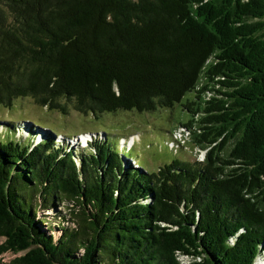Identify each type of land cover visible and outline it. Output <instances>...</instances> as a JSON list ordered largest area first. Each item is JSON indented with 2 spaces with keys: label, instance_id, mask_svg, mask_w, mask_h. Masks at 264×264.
<instances>
[{
  "label": "trees",
  "instance_id": "trees-1",
  "mask_svg": "<svg viewBox=\"0 0 264 264\" xmlns=\"http://www.w3.org/2000/svg\"><path fill=\"white\" fill-rule=\"evenodd\" d=\"M29 96L97 119L179 106L166 118L183 131L176 145L205 154L152 170L121 146L131 130L73 125L67 138L105 136L78 150L51 132L22 141L12 121L0 133V264L264 257V0H0V105ZM36 195L45 208L75 201L79 228L48 234Z\"/></svg>",
  "mask_w": 264,
  "mask_h": 264
},
{
  "label": "rangeland",
  "instance_id": "rangeland-1",
  "mask_svg": "<svg viewBox=\"0 0 264 264\" xmlns=\"http://www.w3.org/2000/svg\"><path fill=\"white\" fill-rule=\"evenodd\" d=\"M14 104L7 107L6 104L0 105V133L5 134L7 131H15L16 136L19 139H33L37 144L41 140L54 136L56 143H64L68 149H82L88 146V142L91 141L93 136L99 139L105 138L104 133H81L82 135L77 138L71 136L74 134L71 126H77L79 129H91L93 131L100 130L105 126H111L117 133H122L127 130H131V135L121 140V146L123 144L126 147H133L136 153L140 157H143L149 166V169L155 170L158 166L164 164L170 160L173 156L180 158H186L191 161L203 159L205 150L199 148L192 141L186 147H179L174 140L181 141V145L185 141L182 129H178L176 120L178 113H180V107L173 109H166L159 113H139L136 111H127L121 113H114L104 115L102 118L97 119L93 115H87L79 112L75 108H69V112L64 114L57 109H51L47 106H42L33 97H21L14 99ZM167 116L174 118L171 123L167 122ZM14 121L15 125L10 123ZM126 127V129L124 128ZM178 127V128H177ZM161 128L165 132H157L156 129ZM178 129L177 133L174 129ZM52 133V136L50 133ZM86 138H84L86 135ZM90 133V134H89ZM2 134V135H3ZM84 139L87 142H83ZM23 141V140H22ZM78 147H74V146ZM176 148V152L174 150ZM180 148H182L180 150ZM135 160V159H134ZM134 160L130 162L135 163ZM143 162V161H142ZM141 163V162H140ZM34 206L37 211V219L46 217L48 221L43 223L44 229L48 234H55L57 237L60 235L61 227L64 225L71 227L72 229L79 228V217L82 209L77 203L71 199H60L52 202L49 208H45L40 196L36 195L34 199ZM26 251L14 254L7 252L2 256L3 261L9 262L15 257L25 254ZM183 263H188L190 258L180 255ZM264 263V257H258L256 264ZM255 264V262H254Z\"/></svg>",
  "mask_w": 264,
  "mask_h": 264
},
{
  "label": "clouds",
  "instance_id": "clouds-1",
  "mask_svg": "<svg viewBox=\"0 0 264 264\" xmlns=\"http://www.w3.org/2000/svg\"><path fill=\"white\" fill-rule=\"evenodd\" d=\"M87 136H89V135H86L84 138H86ZM83 142H87V140L86 139H84V141Z\"/></svg>",
  "mask_w": 264,
  "mask_h": 264
},
{
  "label": "water",
  "instance_id": "water-1",
  "mask_svg": "<svg viewBox=\"0 0 264 264\" xmlns=\"http://www.w3.org/2000/svg\"><path fill=\"white\" fill-rule=\"evenodd\" d=\"M255 264H256V261H255ZM262 264H264V263H262Z\"/></svg>",
  "mask_w": 264,
  "mask_h": 264
}]
</instances>
